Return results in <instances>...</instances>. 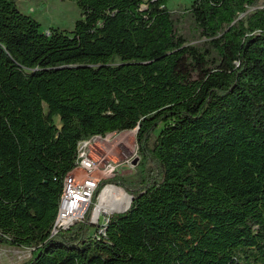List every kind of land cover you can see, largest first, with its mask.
<instances>
[{
	"label": "trees",
	"instance_id": "16d2710c",
	"mask_svg": "<svg viewBox=\"0 0 264 264\" xmlns=\"http://www.w3.org/2000/svg\"><path fill=\"white\" fill-rule=\"evenodd\" d=\"M70 1L81 19L44 35L0 0V246L30 249L22 264H264V6L192 0L205 48L168 0ZM136 128L137 181L92 199L115 185L128 208L52 235L79 143Z\"/></svg>",
	"mask_w": 264,
	"mask_h": 264
},
{
	"label": "rangeland",
	"instance_id": "374dc122",
	"mask_svg": "<svg viewBox=\"0 0 264 264\" xmlns=\"http://www.w3.org/2000/svg\"><path fill=\"white\" fill-rule=\"evenodd\" d=\"M191 3L192 0H168L167 9L171 13L178 34L187 41L188 45L195 47L205 45V48H209L207 39L200 36L188 12ZM16 5L23 14L32 16L38 22L39 32L44 35L52 32L53 29L70 32L75 22L81 19L80 10L70 0H16ZM263 6L262 0H259L254 7L248 9L246 14L261 9ZM89 142V156L98 163L99 167L111 164L117 168L115 173L106 174L100 181L113 178V176L126 181H137L142 157L138 151L136 130L112 133L105 137H94ZM149 166L151 171L155 169L152 162ZM154 173H156L155 170ZM96 175L97 172L93 174V176ZM102 190L96 202L92 204V211L96 209V206L102 208L98 213L100 224H103L108 216L125 211L130 203V197L118 186L107 185L105 190L110 193L109 195L106 193L103 198L100 195ZM118 195L119 198H116ZM30 255V249L0 246V264H22L30 258Z\"/></svg>",
	"mask_w": 264,
	"mask_h": 264
},
{
	"label": "built area",
	"instance_id": "2783aa9c",
	"mask_svg": "<svg viewBox=\"0 0 264 264\" xmlns=\"http://www.w3.org/2000/svg\"><path fill=\"white\" fill-rule=\"evenodd\" d=\"M89 141L80 142L78 145L77 167L69 177L67 198L64 199L63 215L60 219L59 227L56 228L54 234L70 228L77 222H82L92 205V199L101 178L108 173L112 174L117 171V168L111 164L99 167L98 163L90 158ZM95 172H97V175L93 176ZM105 189L106 186L101 194ZM105 221L106 218L103 224ZM90 223H100L98 214L95 216V210L91 213Z\"/></svg>",
	"mask_w": 264,
	"mask_h": 264
},
{
	"label": "bare ground",
	"instance_id": "6f19581e",
	"mask_svg": "<svg viewBox=\"0 0 264 264\" xmlns=\"http://www.w3.org/2000/svg\"><path fill=\"white\" fill-rule=\"evenodd\" d=\"M76 167H77V162H76V166L74 167V169L64 178V181H63V189H62V193H61V197H60V201H59L57 217H56L55 222H54V225H53L52 235H54V232L56 231V228L59 227L60 219H61V217L63 215L64 199L67 198V190H68L69 177L71 176L72 173H74ZM106 193L109 195L110 192L107 191V190H105L101 194V198H103ZM111 196H112V193H111ZM116 198H119V195ZM116 198H115V200H117ZM101 209L102 208L100 206H96L95 216H97V214L99 213V210H101Z\"/></svg>",
	"mask_w": 264,
	"mask_h": 264
},
{
	"label": "water",
	"instance_id": "95a60500",
	"mask_svg": "<svg viewBox=\"0 0 264 264\" xmlns=\"http://www.w3.org/2000/svg\"><path fill=\"white\" fill-rule=\"evenodd\" d=\"M136 131L138 130V128L135 129ZM132 201V198L130 197V202ZM130 204V203H129Z\"/></svg>",
	"mask_w": 264,
	"mask_h": 264
}]
</instances>
